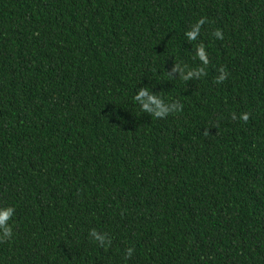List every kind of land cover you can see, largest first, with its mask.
I'll use <instances>...</instances> for the list:
<instances>
[{
    "label": "trees",
    "instance_id": "16d2710c",
    "mask_svg": "<svg viewBox=\"0 0 264 264\" xmlns=\"http://www.w3.org/2000/svg\"><path fill=\"white\" fill-rule=\"evenodd\" d=\"M9 207L0 264H264V0H0Z\"/></svg>",
    "mask_w": 264,
    "mask_h": 264
},
{
    "label": "clouds",
    "instance_id": "9594fccd",
    "mask_svg": "<svg viewBox=\"0 0 264 264\" xmlns=\"http://www.w3.org/2000/svg\"><path fill=\"white\" fill-rule=\"evenodd\" d=\"M207 23V20L205 18H201L196 23V28L193 31L187 32V36L190 41H196L198 38V35L200 34L201 27ZM215 37L219 39H223V33L221 30H216L214 33ZM200 61L203 62L204 65L209 64V58L205 49L204 44H201L197 48V56ZM192 76V73H189L188 76L183 77L184 80L189 79ZM228 73L221 68L220 69V75L217 78V83L223 82L225 79H227ZM147 97V100L144 101L142 98ZM135 101H140L142 104L141 110L146 113H154V117L161 118L165 117V115L169 112V108L165 107L161 100L157 99L154 96H151L147 90H142L138 95L134 97ZM155 106V107H153ZM178 106L173 105V109H177ZM182 109H179L177 111H181ZM176 111V112H177ZM233 119H236V115L233 114ZM250 118L249 113H244L241 116V119L244 122H247ZM207 134V132L205 133ZM15 211L14 208H7L6 211L0 212V232H2V235H0V242H6L7 240L11 239L13 230L10 227H6V222L9 220V218L12 216L13 212ZM91 236H94L97 240H102L103 238L95 231L93 230L90 233ZM127 258H130L134 252L133 248H128L127 250Z\"/></svg>",
    "mask_w": 264,
    "mask_h": 264
}]
</instances>
